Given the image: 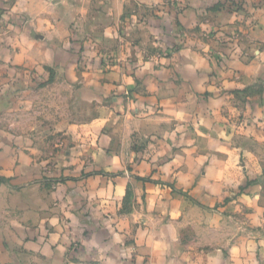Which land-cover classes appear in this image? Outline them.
Here are the masks:
<instances>
[{
    "label": "crops",
    "instance_id": "crops-1",
    "mask_svg": "<svg viewBox=\"0 0 264 264\" xmlns=\"http://www.w3.org/2000/svg\"><path fill=\"white\" fill-rule=\"evenodd\" d=\"M27 1L0 57V264H264V0Z\"/></svg>",
    "mask_w": 264,
    "mask_h": 264
},
{
    "label": "rangeland",
    "instance_id": "rangeland-1",
    "mask_svg": "<svg viewBox=\"0 0 264 264\" xmlns=\"http://www.w3.org/2000/svg\"><path fill=\"white\" fill-rule=\"evenodd\" d=\"M18 1H20V0H0V57L2 55L5 56L6 52H8V53L14 52V54H15L18 52V50L21 51L23 49V46L25 45L21 42L22 41L21 36L31 34L32 30L36 29L33 26H28L26 20L22 19V18L27 17V14L29 11L28 1L27 0H21V2H22L21 8L17 7ZM136 1L141 2L142 0H136ZM164 1L165 2H172L173 1L175 4H177L178 2H181L182 4L184 2H187V0H164ZM257 2L262 3L263 0H216V3L215 2L214 3L215 4H222V5H229L230 8H234L235 10L242 9L243 11H246V10L250 9L251 7H254V5H256ZM16 19L18 21H16ZM131 32L133 34L131 33L130 36L138 37L143 32V29L142 28H137L135 30L131 29ZM99 42H96V44L90 43V45L95 46V48H94L95 53H97L99 51L97 56L99 58L101 56H103L102 57L103 58L102 63H103V65H107V61L110 58L109 54H111L109 52V50L111 48H113L114 45H116L117 43H115V42H113V43H99ZM90 45H89V48L91 49L92 47H90ZM85 60H86V58H83V56H82L81 57V63H84ZM50 78L52 79V76H50ZM44 80L49 81V80H47V77ZM40 81L42 82L43 79ZM52 81H50V82H52ZM53 84L54 85L57 84V85H55V87L63 88V86H61V83L59 81H55V82H53ZM68 92H69V96H70L72 92L71 91H68ZM69 96H68V98H69ZM57 99H58V97H57ZM80 100L84 104L83 107H79V109L81 110V113H82L86 109V104L91 102L90 101L91 99L88 97V98H82Z\"/></svg>",
    "mask_w": 264,
    "mask_h": 264
}]
</instances>
